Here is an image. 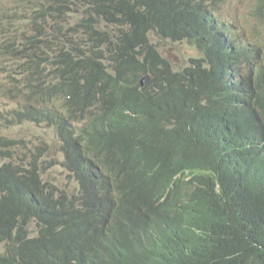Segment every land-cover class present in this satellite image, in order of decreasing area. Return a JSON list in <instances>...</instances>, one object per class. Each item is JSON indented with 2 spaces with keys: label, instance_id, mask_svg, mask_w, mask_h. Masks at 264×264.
Wrapping results in <instances>:
<instances>
[{
  "label": "trees",
  "instance_id": "1",
  "mask_svg": "<svg viewBox=\"0 0 264 264\" xmlns=\"http://www.w3.org/2000/svg\"><path fill=\"white\" fill-rule=\"evenodd\" d=\"M195 15L217 49L173 73L152 37L198 42ZM3 25L20 74L0 93L54 136L39 152L0 137V156L19 141L27 161L0 159V264H264V28L206 0H17Z\"/></svg>",
  "mask_w": 264,
  "mask_h": 264
},
{
  "label": "rangeland",
  "instance_id": "2",
  "mask_svg": "<svg viewBox=\"0 0 264 264\" xmlns=\"http://www.w3.org/2000/svg\"><path fill=\"white\" fill-rule=\"evenodd\" d=\"M17 0H0V10L4 7H12L16 4ZM250 4V0H223V6L226 10V19L231 21H238L241 19L242 21H246L250 14L248 12V6ZM23 8L27 9L28 5L26 3H23ZM80 17V13L77 11H74L72 13H69L67 15V21L68 23H74L78 20ZM6 25H3V28L0 27L1 30L6 29ZM2 38H5L3 40H6V37L2 36ZM157 42L159 49L163 56H165L170 62L172 63L173 67L180 70L185 65L188 64V61H190L191 57H198L199 54L196 51L195 48L188 45L186 42H172L167 40H161L156 39L154 36L152 37ZM2 66L0 65V92L3 93L4 91H8L11 89V85L5 83V77L6 74L11 75L12 79L7 80L14 82L17 77L19 76L20 72H18L17 65L13 66L11 69H4L2 72ZM15 79V80H14ZM0 93V109L6 110L9 108H17V110H20L18 106V102H12L4 98V95ZM22 104H25L26 99L21 100ZM25 131L22 130L19 126L16 124V115L12 114L8 116L7 121L0 120V137H6V138H20V137H26L28 138L29 142H37L39 141L38 137L39 134L44 135V138L46 140L52 139L54 134L52 131H54L53 128H47L44 125L37 126V125H22ZM42 131V132H40ZM47 136V137H46ZM55 155L58 156L59 152L55 150ZM11 157L6 156H0V159L2 161H9L13 160L17 157V153H12L9 155ZM23 159L22 157H19L17 159V162ZM47 177V176H46ZM51 179L56 182H60L61 184H65L66 176L62 172L61 168H57L54 172L50 175ZM4 250V245L0 243V254Z\"/></svg>",
  "mask_w": 264,
  "mask_h": 264
},
{
  "label": "clouds",
  "instance_id": "3",
  "mask_svg": "<svg viewBox=\"0 0 264 264\" xmlns=\"http://www.w3.org/2000/svg\"><path fill=\"white\" fill-rule=\"evenodd\" d=\"M213 2V0H206V3L209 4L210 2ZM226 10L223 14L220 15V19L221 20H226L227 22H231V20L226 19ZM186 22L190 25L191 34L196 35L198 42H194L191 41L189 39H183V40H179V41H175V42H186L188 45H190L191 47L195 48L196 51L198 52L199 56L198 57H191L193 59H200L203 58L205 56L211 55L213 53H215L216 49H217V43L219 41V39H217L216 34L210 32L209 30V18L208 20L206 19V17L204 15H195V16H190L186 19L183 20V22ZM235 24L237 25L238 28H242V27H246L248 30L251 28H256L257 23H252L251 20L249 21H242V20H238V21H234ZM104 24V23H103ZM253 26H252V25ZM105 26V25H104ZM261 29H263V27H260ZM190 58V59H191ZM106 63H108V61H105ZM178 73V72H176ZM151 78V76H150ZM25 104H22L21 101H18V106L20 107V110H17V108H9L8 110H10L9 115L15 114L16 115V124L17 126H19L22 130H26L22 127V125H37L35 122H32L30 120L24 119V120H20L18 115L16 114V112L21 111L23 109ZM38 137V139L40 138V136H36ZM28 144H29V149H35L36 152H39L40 146H41V142L37 141V142H29L28 138H27ZM19 141L15 142V146L11 149L12 153H16L21 151V154L17 157H22V162L21 165H26L27 161L24 159V154L23 151L19 148ZM50 143V140H49ZM21 145V144H20ZM41 158L39 159V163L41 168L44 171V175L46 174L47 171V161H45L44 159H46V155L44 153V151H42L40 153ZM28 161H30L29 158H27ZM12 161H16V158L13 159ZM18 163V162H17ZM62 172L65 174L66 173L62 170ZM67 177V176H66Z\"/></svg>",
  "mask_w": 264,
  "mask_h": 264
},
{
  "label": "bare ground",
  "instance_id": "4",
  "mask_svg": "<svg viewBox=\"0 0 264 264\" xmlns=\"http://www.w3.org/2000/svg\"><path fill=\"white\" fill-rule=\"evenodd\" d=\"M261 1L262 0H250V4H249V6H248V12H249V14H250V17L247 19V21H249V20H251V22L252 23H257V25H256V27L257 26H259V27H263L264 28V13L262 14V15H257V13L258 12H260V3H261ZM209 10H210V12H212L213 11V14H215V15H218V16H220L221 14H223L224 12H225V8H224V6H223V0H213V2L211 1L209 4ZM19 20H21V19H19ZM241 20V19H240ZM22 21V20H21ZM257 21H259V22H257ZM260 21H261V23H260ZM182 22H183V20H182ZM185 22V21H184ZM252 25V24H251ZM253 26V25H252ZM98 31H100V30H98ZM151 35V34H150ZM149 37H151V36H149ZM3 39H5V38H2V35L0 34V63L2 64V67H3V70L4 69H11L14 65L12 64V63H10L8 60H7V58H6V54H5V48H4V45H6V42H5V40H3ZM238 44L240 45L241 44V41L240 42H238ZM60 47H64V43H60L59 42V44H58V49L59 50H63V48H61L60 49ZM67 51V50H66ZM17 59H18V57L16 58V60H15V62L17 61ZM167 59V58H166ZM168 60V59H167ZM169 61V63L171 64V67H169V68H167V70L168 69H170L173 73H176L177 71H178V69H176L175 67H173V65H172V63L170 62V60H168ZM190 64V61H188V64L187 65H189ZM187 65H185L183 68H185ZM182 68V69H183ZM182 69H180V70H182ZM239 69L240 68H238L234 73H233V81H232V85L234 84V82H235V80L236 79H234V76H237L238 77V75H239ZM243 70H242V72H243V74L241 73V75H240V77H238V80H239V82H240V80H241V83H245L246 81H244V80H246V76L247 75H249L250 73H251V71H250V69H247V68H242ZM140 75H142V77L140 78V84H141V86H143L149 79H150V76H151V74L150 73H147V74H141V72H140ZM228 83V81L226 80V84ZM231 85V86H232ZM238 86H239V89H238V91H240L241 90V87H240V84L238 83ZM260 87H263V85H260ZM122 94H124L123 92H122ZM38 98V97H37ZM38 99H40V97L38 98ZM44 105H46L47 104V100L44 98ZM52 104L54 105V107L57 109V110H59V107H58V105L55 103V102H52ZM209 131V129H204L203 130V136L205 137L206 136V134H205V132H208ZM4 138H6V137H4ZM26 138V137H25ZM24 137H20V138H11V140H14V139H24L25 140V144H21V146H22V148L23 149H28L29 148V144H28V141H27V139H25ZM10 139V138H9ZM15 146V144H13L12 145V148ZM0 148H2V144H1V142H0ZM17 153V157L21 154V151H19V152H16ZM16 157V158H17ZM19 164H21V162L19 163ZM39 174V179H38V181H39V184H37V189H40V187L42 186L41 185V183H40V180H42V183L44 184L46 181H45V176L42 174V173H38ZM20 177H18V179H19ZM22 179H25V177H22ZM39 194H42V192L40 191L39 192ZM29 231L31 232V234H32V226H29ZM28 229H27V232H28ZM28 239V237H27V234L24 236V240H27ZM1 244H3L4 245V250H3V252L2 253H4V251H5V248H6V245L4 244V243H1ZM1 253V254H2Z\"/></svg>",
  "mask_w": 264,
  "mask_h": 264
}]
</instances>
